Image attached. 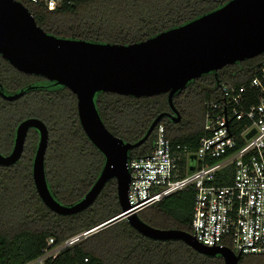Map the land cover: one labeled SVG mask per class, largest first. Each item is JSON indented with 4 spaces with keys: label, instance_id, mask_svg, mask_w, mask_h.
I'll list each match as a JSON object with an SVG mask.
<instances>
[{
    "label": "trees",
    "instance_id": "obj_1",
    "mask_svg": "<svg viewBox=\"0 0 264 264\" xmlns=\"http://www.w3.org/2000/svg\"><path fill=\"white\" fill-rule=\"evenodd\" d=\"M19 1L48 33L128 44L182 25L229 0H78L55 10L28 0ZM263 61L264 53L228 64L217 74L211 72L194 79L176 93L173 102L181 113V120L175 122L169 116L161 120L172 142L185 143L190 151H195L204 135L205 102L220 98L223 82L236 85L248 82ZM0 82L7 92L25 88V94L16 100L0 97V151L4 154L11 151L21 120L42 119L50 136L46 153L49 187L63 204L79 201L96 181L105 158L81 126L76 95L43 76L19 71L1 54ZM95 102L106 127L126 142L141 139L160 113L171 110L167 93L134 97L99 92ZM38 139V131L31 129L21 159L13 165H0V264H26L41 254L49 237L61 243L122 212L116 179L109 180L95 202L82 212L61 215L49 209L41 200L32 176ZM155 140L154 130L147 141L130 151V158L147 155L154 149ZM194 198L193 188L177 191L139 214L152 226L192 233ZM55 263L224 264V259L221 255H204L182 240L148 238L126 219H121L63 249ZM239 264H264V254H241Z\"/></svg>",
    "mask_w": 264,
    "mask_h": 264
},
{
    "label": "water",
    "instance_id": "obj_2",
    "mask_svg": "<svg viewBox=\"0 0 264 264\" xmlns=\"http://www.w3.org/2000/svg\"><path fill=\"white\" fill-rule=\"evenodd\" d=\"M263 53L264 0H229L182 25L128 44L56 36L38 25L23 2L0 0L1 56L21 72L43 76L69 88L77 97L78 117L84 132L105 158L99 176L86 194L75 203H61L47 180L48 126L38 117H27L16 127L11 151L8 154L0 151V165L17 163L24 153L29 131L36 129L39 139L32 176L41 200L49 209L61 215L82 212L95 202L109 180L116 179L122 212L128 211L126 220L142 235L155 240H182L204 255H221L224 264H239L241 254L228 247L207 246L182 229L152 226L138 211L130 210L128 161L130 151L147 141L163 117L169 116L175 122L181 120L173 102L176 93L200 76L217 74L228 64ZM99 92L134 97L167 93L171 112L160 113L141 139L126 142L106 127L95 102ZM24 93L22 89L6 94L0 83V95L6 100H16ZM195 164L196 156L191 154L190 172ZM122 218H110L99 230Z\"/></svg>",
    "mask_w": 264,
    "mask_h": 264
},
{
    "label": "built area",
    "instance_id": "obj_3",
    "mask_svg": "<svg viewBox=\"0 0 264 264\" xmlns=\"http://www.w3.org/2000/svg\"><path fill=\"white\" fill-rule=\"evenodd\" d=\"M28 1L55 10L78 0ZM220 87V98L205 102L204 135L195 151L185 143L172 142L160 122L155 128L154 149L129 159L130 210L140 212L174 192L193 188L191 227L198 241L228 247L236 254H264V61L248 82L236 85L228 81ZM191 154L196 156V164L190 172ZM127 212L110 220L127 219ZM108 221L61 243L49 237L41 254L26 264H56L63 249L89 237Z\"/></svg>",
    "mask_w": 264,
    "mask_h": 264
},
{
    "label": "flooded vegetation",
    "instance_id": "obj_4",
    "mask_svg": "<svg viewBox=\"0 0 264 264\" xmlns=\"http://www.w3.org/2000/svg\"><path fill=\"white\" fill-rule=\"evenodd\" d=\"M1 83V82H0ZM32 86H34L33 84H31ZM3 87V86H2ZM23 88H20V89H18L16 92H18V91H20V90H22ZM25 89V88H24ZM23 89V90H24ZM3 90H4V92L6 93V94H13V93H16V92H7L4 88H3ZM25 91V90H24ZM25 94V93H24ZM0 97L1 98H3L1 95H0ZM22 97V96H21ZM4 99V98H3ZM6 100V99H5ZM10 101V100H9ZM170 112H171V110H170Z\"/></svg>",
    "mask_w": 264,
    "mask_h": 264
}]
</instances>
